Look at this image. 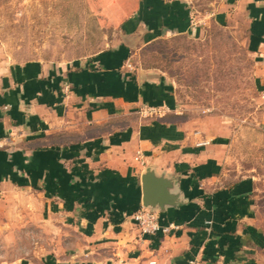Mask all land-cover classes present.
I'll return each mask as SVG.
<instances>
[{
  "label": "crops",
  "instance_id": "0c3cea01",
  "mask_svg": "<svg viewBox=\"0 0 264 264\" xmlns=\"http://www.w3.org/2000/svg\"><path fill=\"white\" fill-rule=\"evenodd\" d=\"M211 18L243 30L253 60L262 110L240 129L183 116L173 75L139 60L158 39L199 33L184 0H135L116 38L67 62L0 42V264H263L264 0H220ZM148 168L172 184L162 210L148 207L167 232L132 218Z\"/></svg>",
  "mask_w": 264,
  "mask_h": 264
},
{
  "label": "rangeland",
  "instance_id": "374dc122",
  "mask_svg": "<svg viewBox=\"0 0 264 264\" xmlns=\"http://www.w3.org/2000/svg\"><path fill=\"white\" fill-rule=\"evenodd\" d=\"M184 1L199 33L158 39L140 51V62L173 75L183 116L219 114L227 131L257 122L262 107L244 31L213 24L220 0ZM134 9L135 0H0V42L19 59L67 62L94 51L106 35L116 38ZM256 161V222L264 234V159Z\"/></svg>",
  "mask_w": 264,
  "mask_h": 264
},
{
  "label": "water",
  "instance_id": "95a60500",
  "mask_svg": "<svg viewBox=\"0 0 264 264\" xmlns=\"http://www.w3.org/2000/svg\"><path fill=\"white\" fill-rule=\"evenodd\" d=\"M142 204L145 207H158L163 209L169 203L171 181L163 176L155 175L153 170L148 168L141 175Z\"/></svg>",
  "mask_w": 264,
  "mask_h": 264
},
{
  "label": "built area",
  "instance_id": "2783aa9c",
  "mask_svg": "<svg viewBox=\"0 0 264 264\" xmlns=\"http://www.w3.org/2000/svg\"><path fill=\"white\" fill-rule=\"evenodd\" d=\"M132 218L137 223L142 233H153L156 231L167 232L169 229L167 226H164L160 223L159 215H157V213L153 209L145 206L134 212ZM189 264H198V262L195 260H191Z\"/></svg>",
  "mask_w": 264,
  "mask_h": 264
}]
</instances>
